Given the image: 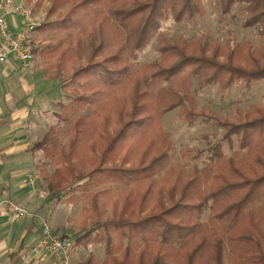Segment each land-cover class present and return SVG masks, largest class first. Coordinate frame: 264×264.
<instances>
[{"label": "trees", "instance_id": "trees-1", "mask_svg": "<svg viewBox=\"0 0 264 264\" xmlns=\"http://www.w3.org/2000/svg\"><path fill=\"white\" fill-rule=\"evenodd\" d=\"M215 1L222 16L241 6V26L256 28L258 42L159 32L162 20L202 16L203 0H53L54 18L34 28L68 128L65 147L46 133L32 152L58 166L40 170L46 197L81 204L75 244L102 242L106 264H264V108L222 118L199 111L192 88L196 80L223 94L264 81V0ZM153 39L160 58L136 67ZM174 110L222 134L185 148L190 169L171 163L161 119ZM78 264L99 263L90 253Z\"/></svg>", "mask_w": 264, "mask_h": 264}, {"label": "rangeland", "instance_id": "rangeland-1", "mask_svg": "<svg viewBox=\"0 0 264 264\" xmlns=\"http://www.w3.org/2000/svg\"><path fill=\"white\" fill-rule=\"evenodd\" d=\"M32 12L33 16L37 18V24L45 22L47 19L54 18V15L49 16L53 0H22ZM203 7L205 12L202 16H197L191 21H183L176 23L173 19L162 20L159 32L166 38L181 36L185 40L190 41L195 38H201L206 42L223 43L227 38H231L235 43L242 44L246 40L258 42L256 28L244 29L241 26L242 12L241 6H235L231 12L222 16L219 11V4L215 0H203ZM35 49H38L43 43L42 36L34 33ZM40 45V46H39ZM37 51V50H36ZM35 51V52H36ZM88 49L84 48V57H88ZM160 58V54L156 50V41L153 39L149 45L139 50L135 57L132 58L133 64L138 67L141 64L156 61ZM35 73H39L40 80L46 81L48 84L44 86L45 96L50 100L51 107L47 108L45 112L40 111L41 116L36 118L37 133L36 140L40 141L46 133H49L51 144L57 149L65 147L67 136L66 130L68 123L65 117L61 114V105L66 102L65 97L59 91L58 79L56 73L47 71L46 66L40 61L39 54L35 53ZM33 72V73H34ZM196 80L193 83V96L198 106L199 111H212L219 114L222 118L234 119L237 110H247L252 106L264 108V81L252 82L249 87H231L228 91L221 94L217 86L204 88L202 90L196 89ZM41 86V85H40ZM44 92V91H43ZM46 100V101H47ZM161 124L164 131L169 134L174 151L171 156V163L175 167H182L190 169L194 163H190L187 157H184L183 151L185 148L193 150L202 149L205 144L202 136L215 135L218 139L221 137V132L213 125H202L199 123L193 126L185 125L179 119L178 110H174L161 119ZM45 133V134H44ZM44 134V135H43ZM43 135V137H42ZM37 143V142H36ZM226 154L229 155L228 148L224 145ZM236 150V149H235ZM34 171L38 177V189L44 190L46 182L40 176L42 167H46L49 173H52L58 166H52L47 159H44L42 152L39 151L33 158ZM45 191V190H44ZM69 194L57 201L52 199L53 206L59 202H64V209L62 210V220L65 216L68 218V223L63 226L54 228L56 235L70 239L75 243V239L79 237L82 232L74 224V219L77 217L81 204H71L66 198ZM57 211L58 208H57ZM208 208L203 214V221L208 218ZM52 227V226H51ZM104 244L99 243H83L80 246L75 244L74 252L71 253L72 264H77L78 261H83L88 254L96 255L97 263L106 264L104 254ZM122 249H116L115 254L119 255ZM227 259V258H226Z\"/></svg>", "mask_w": 264, "mask_h": 264}, {"label": "crops", "instance_id": "crops-1", "mask_svg": "<svg viewBox=\"0 0 264 264\" xmlns=\"http://www.w3.org/2000/svg\"><path fill=\"white\" fill-rule=\"evenodd\" d=\"M34 19L36 23L38 19ZM7 21L9 31L17 33L21 17L10 16ZM40 78L39 73L22 72L13 61L0 65V264H48L33 252L41 222L46 219L53 231L68 223L67 216L62 220L64 202L53 206L44 190L26 184V178L35 174L32 147L38 142L36 118L51 107L44 90L48 84ZM6 200L20 204L26 215L14 219L1 205Z\"/></svg>", "mask_w": 264, "mask_h": 264}, {"label": "built area", "instance_id": "built-area-1", "mask_svg": "<svg viewBox=\"0 0 264 264\" xmlns=\"http://www.w3.org/2000/svg\"><path fill=\"white\" fill-rule=\"evenodd\" d=\"M10 16L21 17V27L17 33L9 31L7 19ZM35 27L31 10L21 0H0V65L13 61L20 65L24 73L36 70ZM37 180L36 174L29 175L26 184L33 187ZM1 205L14 219L26 215L24 208L16 202L6 200ZM73 249L74 244L70 239L56 235L50 223L46 219L42 220L40 239L33 248L40 260L48 264H72L70 256Z\"/></svg>", "mask_w": 264, "mask_h": 264}]
</instances>
